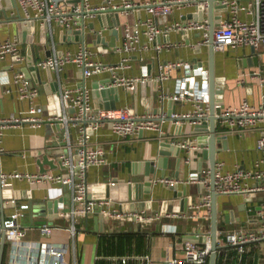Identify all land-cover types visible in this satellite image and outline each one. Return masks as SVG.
Returning <instances> with one entry per match:
<instances>
[{
    "label": "crops",
    "instance_id": "0c3cea01",
    "mask_svg": "<svg viewBox=\"0 0 264 264\" xmlns=\"http://www.w3.org/2000/svg\"><path fill=\"white\" fill-rule=\"evenodd\" d=\"M92 1L98 3L101 0ZM137 1L143 3L147 0ZM193 9L192 6L176 7L167 18L156 17L155 23L164 27L175 21H186L194 16ZM14 10V13L18 12L16 0H0V38L19 37L24 55L22 61H14L10 56L0 59V111L3 114L29 113L30 100H22L5 90L6 79H11L16 71L22 70L40 89L33 103L42 107L38 115L45 120L41 124L26 122L5 129L0 141V173L15 170L41 171L38 164L41 155L49 153L52 159L56 157V147L64 142V125L58 121H50L49 117L57 111H62L59 98L61 89L82 84L85 79L82 69L75 62L67 63L60 72L35 66L33 62L49 55L55 47L60 51H77L84 41L94 50V58L105 63H118L122 58L129 56L130 65L119 69V74L148 77L135 91L119 86L106 94L104 91L100 92L101 96L94 93V86L99 81L111 79L113 72L104 71L87 78L86 83L92 89L96 106L100 108V104L115 102L116 106L131 105L141 113H166L162 123L170 139L169 144L180 145L177 141L181 137L185 141L197 139L198 135H209V128L195 130L191 121L177 119L179 121L175 122L171 117L173 112L194 111L197 105L194 99L176 101L169 97L162 98V91L176 90L180 78L187 72L186 68H175L171 77L163 83L155 79L160 70V63L170 60H188L192 64V71L195 70L196 73L208 67L209 46L198 43L201 38L198 30L172 29L150 38L146 33L147 26L138 24L150 15L148 8L142 5L133 9L130 14L121 15L118 36L113 32L114 15L108 14L107 19L102 15L87 18V27L82 37L80 32H70L58 22L48 27L44 26L40 19L33 18L29 23L19 21L13 15ZM127 25L138 30L140 34L138 46L131 52L119 49L125 40L124 30ZM113 41L115 44L111 45ZM164 43L170 45L161 49L157 47ZM248 57H252L255 64L245 65V61H249ZM216 74L223 79L225 106L240 105L245 100L260 104L264 98V48L252 51V47L243 46L217 50ZM198 81L203 90L204 85L199 76ZM218 125L219 133L225 136V143H218L220 151L217 153L218 164L222 170L229 171L237 167L256 169L261 156L258 148L260 130H229L222 126L220 120ZM187 129L192 130V134H184ZM72 130L77 137L78 129L73 127ZM88 134L92 146L106 149L107 163L90 167L88 179L94 184L93 193L110 199V208H118L121 211L145 210L148 213L186 212L183 210L186 196L189 197L190 205L201 201L205 193L212 191L211 185L202 180L181 182L178 185L152 182L151 186L144 189L139 186L144 183L148 173L151 181L155 176H174L187 180L193 171L199 172L200 168L206 175L210 170V162L203 155L205 148L202 145H198L192 160L188 162L187 152L181 151L179 147L174 148L171 145L162 148L163 141L160 140L159 131L156 129H147L125 138L115 133L110 124L105 123L99 128H90ZM58 140L62 142L58 143ZM162 149L167 153L163 154ZM46 167L54 171L65 170L62 166L52 167L47 164ZM109 181L116 183L111 184ZM248 182L254 184L255 179H248ZM8 183L13 186L3 187L1 191V196L5 198L6 217L15 210V206L9 203L13 197L19 202H33L37 207L45 208H37L33 214L28 208L25 214L19 217L27 231L23 243H63L67 247L66 264H168L174 258L185 259L188 234L197 233L200 237H206L205 240L199 241L201 245L211 238L212 216H202L200 219L163 216L159 220L148 221L143 226L134 218L118 220L97 212L80 217L76 234L73 235L67 228L70 221L59 217V208L56 211L54 206L55 200L60 197H64L66 209L74 206L68 185L62 186L61 190L59 187L49 189L47 184L35 185L27 178H12ZM130 185H134L133 199L129 198ZM186 187L187 195H180ZM141 192H144V198L137 196ZM263 203V192L218 195L219 224L224 227L220 230L219 241L227 231L241 225L260 227L262 219L258 217L257 210ZM200 212L203 215L208 212V208L202 207ZM227 214L229 221L226 219ZM44 220L46 221L42 222ZM47 221L56 225L51 234H44L40 230V226ZM2 229L0 209V245ZM31 253L21 244L13 245L8 242L3 264L39 263L40 257ZM216 264H264V241L251 243L242 253L234 246L223 244L218 250Z\"/></svg>",
    "mask_w": 264,
    "mask_h": 264
},
{
    "label": "built area",
    "instance_id": "2783aa9c",
    "mask_svg": "<svg viewBox=\"0 0 264 264\" xmlns=\"http://www.w3.org/2000/svg\"><path fill=\"white\" fill-rule=\"evenodd\" d=\"M18 12L13 15H21L23 20L29 23L35 19H40L44 26H52L54 22L70 30H86L87 18H95L102 14H113L119 12L130 14L133 9L142 5L146 6L150 15L141 20L138 24L147 26L146 33L150 38H154L162 31L167 32L172 29L179 30H198L201 33L199 44L209 45L210 41V19H209V0H147L143 3L137 0H101L94 3L92 0H16ZM218 5H225L224 9L216 10L218 15V24L214 32V45L217 50H226L228 47H255L264 48V0H218ZM192 6L193 15L186 21H175L161 27L155 23L158 16L167 18L176 7ZM202 18H196L195 14ZM76 33V32H75ZM124 38L120 50L131 52L135 50L140 41L138 30L133 27L125 26ZM80 49L72 51L70 49L60 51L53 48L46 57L35 61V66L62 71L69 62H75L82 69L84 83L61 89L59 98L62 111H57L49 120L58 121L64 125V138L62 145L56 147V157L53 158L57 166L65 168L64 171H20L1 172L3 187L12 178H27L35 185H48L49 189L68 185L72 192L74 206L66 209L64 202L59 204V217L68 219L70 222L67 228L74 235L77 231V222L80 217L89 216L91 213L108 215L112 219L124 220L134 218L145 225L148 221H155L166 217H192L200 219L212 216V193L204 194L201 201L190 204L187 212L172 211L166 213H148L145 210H127L121 211L118 208H110V199L101 197L93 193L94 184L89 182L88 171L94 165H103L107 163L106 149L101 146H92L89 141L88 131L90 128H99L108 123L115 133L121 137L135 136L139 132L147 129H156L159 131L160 140L168 141L167 131L163 127V120L166 113L161 115L151 113H141L135 110L131 105H122L115 107L99 108L93 100L92 89L87 85L86 79L104 72L112 71L113 77L108 81L99 83V88L124 86L129 91H135L141 82L148 79L144 76H130L119 74V69L129 66V56L122 58L118 63L110 64L94 58L95 52L84 41ZM170 44L157 45L159 49ZM10 56L14 61H22L24 55L21 51V40L19 37L0 38V59H6ZM178 67H185L186 74L180 78V82L174 92L162 91V98L169 97L176 101L194 99L197 103L194 111L177 113L173 112L171 117L175 122L183 119L191 121L193 126L201 123L205 117H208L210 110L209 100V68H204L202 72L192 71V64L188 60H170L160 63V70L156 76V81L163 83L172 75V71ZM198 76L202 79L203 90L200 88ZM8 77V75L6 76ZM201 90H200V89ZM5 90L17 95L22 100H30L31 106L29 113H10L3 114L0 111V141L2 140L5 129L9 126L18 125L26 122L41 124L45 118L38 115L42 107H37L33 100L40 93L38 86L34 85L31 78L24 71L18 70L10 79H6ZM220 122L226 129H254L260 130L258 138V148L261 156L256 169H244L237 167L233 170L224 171L220 164H217L216 171V190L221 194L234 193H264V98L258 105L245 100L240 105L224 106L220 113ZM162 119V120H160ZM179 119V120H177ZM78 129V136L75 137L72 128ZM193 129V128H192ZM184 134H192V130L187 129ZM195 139L180 141V146L187 152L186 160H192L194 150L198 148ZM58 140V143H61ZM175 142V141H171ZM42 156V155H41ZM205 181L210 182V170L206 174ZM255 179L254 184L248 182V179ZM201 180L199 172L193 171L190 178L183 180L174 176H155L152 182H162L167 185H178L181 182H190ZM115 184L116 181H109ZM59 185V186H58ZM91 195V196H89ZM1 198V190H0ZM9 203L15 206V210L6 217V237L7 241L13 245L21 244L28 248L32 255L40 257L37 264H66L65 253L67 247L63 243L42 241L40 244L23 243L27 231L19 217L25 214L29 208V203L19 202L13 197ZM98 206L100 211H98ZM207 207L208 212L201 214V208ZM257 215L262 219V224L258 228L247 225H241L235 229L226 232L225 236L220 238V244L234 246L239 252L248 249L251 243L264 241V203L258 208ZM172 226V225H171ZM56 225L48 221L40 226L44 234H51ZM172 228V227H170ZM174 228V227H173ZM176 230V228H175ZM200 237V234H197ZM212 253L211 238L206 240L204 245L199 241H186L185 259L174 258L168 264H207L208 258Z\"/></svg>",
    "mask_w": 264,
    "mask_h": 264
},
{
    "label": "water",
    "instance_id": "95a60500",
    "mask_svg": "<svg viewBox=\"0 0 264 264\" xmlns=\"http://www.w3.org/2000/svg\"><path fill=\"white\" fill-rule=\"evenodd\" d=\"M210 7H209V19H210V41H209V79H208V86H209V100H210V110L208 117H205L204 120L201 123H197L194 125L195 130L203 129L202 127L209 128V135H198L197 139H195V143L198 145H202L205 149L203 151V155L205 158L209 159L210 162V182H211V193H212V231H211V246H212V253L209 258L208 264H216L217 263V256H218V250L222 246V244L219 243V234L220 230L222 231L224 227H221L219 224V210H218V192L216 190V171H217V164H218V157L217 153L220 151V147L218 146V143L220 141L224 142V135H221L219 133V125L218 121L220 120V113L222 112L224 105L223 102V95H224V85H223V79L219 78L216 74V49L214 45V32L215 27L218 24L217 18L218 15L216 13V10L218 9H224L225 5H218V0H209ZM112 15V14H111ZM104 18L107 19L108 14H102ZM196 18H202L203 14L197 15L195 14ZM15 19V18H14ZM17 19L23 20L24 17L21 15H18ZM114 34L116 36L119 35L120 30L119 27L121 24V15L119 12L115 13L114 15ZM70 32H80L82 34V37H84V30H70ZM115 42L113 41L111 45H114ZM252 51H256V48L252 46ZM249 61H245V65H253L255 64L252 60V57H248ZM241 63V60H240ZM35 65V61L33 62ZM242 64V63H241ZM114 87H107L105 89L99 88V83H96L94 86V93L99 94L100 92H103L106 94L109 91H112ZM101 94V93H100ZM99 94V95H100ZM98 95V97H99ZM101 96V95H100ZM116 103H108V104H100V108H110L115 107ZM182 141V137L177 141ZM172 147H179L181 151H185L184 148H182L179 144L173 143L169 144L168 141L162 142V148H166L168 146ZM163 154H166L167 152L162 149L161 150ZM38 164L40 165L41 171H46L48 168L46 167L47 164L51 165L52 167H56L57 163L54 159L50 157L49 153H45L42 156L38 158ZM1 171V169H0ZM199 178L201 180H205L207 177L202 172V168H200L199 171ZM152 181L150 180V173H148V176L145 178L144 183H141L139 185L142 189H144L146 186H151ZM13 185L11 183H7L4 185L5 188H11ZM175 187V186H174ZM0 190H3V182L2 179H0ZM185 193V194H184ZM180 195H187V187L184 189V192ZM91 196V195H89ZM108 196V193H107ZM139 198H144V192H141L139 195H137ZM134 197V185L129 186V198L133 199ZM64 200V197H60L59 199H56L54 202L55 210L57 211L59 208L60 202ZM185 207L183 208L184 211L189 210V197L186 196L184 199ZM40 209L44 210L45 208L43 206L37 207L33 202L29 205L30 213H34L35 210ZM0 209H1V222H2V240L0 245V264H3L4 256L6 247L8 244L7 237H6V212H5V198L3 195L0 198ZM98 211H100V208L98 206ZM108 216V215H107ZM100 217V215H98ZM227 221H229V215H226ZM46 220L42 221L45 222ZM186 239H190L192 241H202L205 240L206 237H197L196 234H188V237Z\"/></svg>",
    "mask_w": 264,
    "mask_h": 264
},
{
    "label": "trees",
    "instance_id": "16d2710c",
    "mask_svg": "<svg viewBox=\"0 0 264 264\" xmlns=\"http://www.w3.org/2000/svg\"><path fill=\"white\" fill-rule=\"evenodd\" d=\"M126 237V236H125Z\"/></svg>",
    "mask_w": 264,
    "mask_h": 264
}]
</instances>
